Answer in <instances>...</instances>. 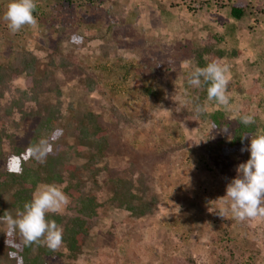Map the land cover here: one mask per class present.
Wrapping results in <instances>:
<instances>
[{
	"label": "rangeland",
	"instance_id": "obj_1",
	"mask_svg": "<svg viewBox=\"0 0 264 264\" xmlns=\"http://www.w3.org/2000/svg\"><path fill=\"white\" fill-rule=\"evenodd\" d=\"M169 1L167 6L171 7L161 17L156 15L159 9L150 7L148 0H101L91 10L83 9L84 13H78L80 18L75 24L79 26L81 39L63 43L64 55H73L79 66L85 68L83 71L98 81V73L103 69V73L113 69L117 75L121 70L141 71L145 65L151 72L146 69L148 75L143 85L153 83L158 87V96L138 99V90H126L112 76L104 78V86H101L104 95L101 96L96 87L84 86L81 78L85 73L74 70L72 76L78 77L70 80L56 72L54 77L59 82L61 97L56 99L50 95L46 102L55 104L60 100L62 119L53 130L57 131L55 137L43 136L35 145L44 141L51 146V152L59 147L75 148L77 129L89 112H94L105 128L107 149L92 166L88 167L90 159L86 151L69 155L61 165L67 170L74 168L79 195L85 198L94 195L102 203L84 239L78 264H264V219L240 222L233 219L230 212L225 218L218 215L221 208L228 207L218 199L225 195L227 184L237 177L238 165L245 163L250 153L245 156L236 151L223 155L218 150H201L202 146L217 145L220 140L230 141L235 118L247 100L251 103L248 114L258 120V129L252 136L264 134V113L258 108V101L264 95V24H261L264 18L260 20L261 13L254 14L250 9L252 5L260 11L264 0H259L260 7L256 5L257 0H231L247 8L248 19L245 17L236 23L237 32L244 34L237 45L242 56L219 63L228 68L229 88L240 82L246 90H257L252 95L240 96L228 89L230 110L205 103L206 111H225L227 133L176 121L181 107L187 106L192 89L182 79V71L193 64L188 49L198 46L208 33L219 27L201 4H194L192 0ZM225 1L218 0L217 4L223 3L220 13L227 16L231 1ZM108 3L122 16L111 18L112 31L107 33L100 19ZM177 4L179 8L173 7ZM181 6L184 9L192 6L196 10L194 14L191 12L196 16L194 21L176 22V17L185 11ZM211 12L214 13V7ZM226 16L221 17V24L227 21ZM255 19L259 23L254 22ZM49 25L45 22L26 26L13 34L6 22L0 20V63L8 62L10 48L16 46H25L37 56H43L51 46ZM109 40L113 42H110L112 50L105 57L101 46ZM243 44L246 49L242 48ZM44 57L40 58L41 69L46 64ZM127 79L131 82L133 74ZM14 86L19 88L22 84L18 81ZM114 86L116 91H113ZM109 102L122 115L119 127L110 123ZM30 123L27 130L24 123L10 124L15 147H25L30 142L33 133L29 130L35 125ZM176 144L183 148H173ZM29 158L35 157L29 153ZM131 163L142 172L146 191L158 198L157 212L142 219L132 218L107 203L111 194L106 186L108 180H130L128 167ZM26 166L35 168L30 162ZM62 174L63 178L68 177V172ZM91 176H95L96 181ZM58 186L63 189L64 184ZM0 205L3 214L10 211L16 216L9 197L2 196ZM65 209L66 205L60 212ZM5 231L6 225L0 223V264H17L6 250Z\"/></svg>",
	"mask_w": 264,
	"mask_h": 264
},
{
	"label": "trees",
	"instance_id": "obj_2",
	"mask_svg": "<svg viewBox=\"0 0 264 264\" xmlns=\"http://www.w3.org/2000/svg\"><path fill=\"white\" fill-rule=\"evenodd\" d=\"M99 1L101 0H35L37 7L33 15L38 25H43L45 22L50 24L48 29L52 33L51 46L44 51L43 56H37L34 52L27 50L25 46H16L10 48L11 54L8 62L0 63V199L5 195L9 197L12 207L17 212L18 210H23L26 202L31 201L33 193L40 185L55 184L58 186L64 184L62 191L68 197V203L64 211L57 214H48L47 216V219L54 220L62 228V245L55 251L38 244L21 246L19 249L6 247L5 245L8 253L10 251L17 252V256L14 258L17 264H58L59 262H62V264H78V260L83 254L84 239L97 219L98 210L102 205L94 195L85 198L78 194L76 188L79 185V181L74 180V168L70 169L68 167L69 170L61 168L62 160L67 159L69 155H78L86 151L90 159L88 167L92 166L96 159L104 155L108 146V141L105 139V130H103L105 128H102L101 122H98V116L94 112H89L77 129L76 149L74 147H63L61 149L59 147L55 151L50 152L43 162H39L36 158H29V153L25 151L30 144L35 145L39 139H43V136L51 139L57 135V131L53 130L57 122L62 119V105L60 100L55 104L46 102L50 95H54L56 99L61 97L59 82L56 81L54 75L59 72L62 76L75 80L78 76H72L71 73L74 70L82 74L85 73L83 71L85 68L79 66L73 55L70 57L64 55L62 44L76 42L81 39V36L78 35L79 26L75 24V20L80 18L77 15L78 13H84L81 11L83 9L91 10ZM148 1L150 7L155 6L156 10L159 9L156 13L157 17L168 13L171 7L167 6V3L170 2L169 0ZM217 1L214 0V4H211L213 0H192L194 4H201V6L206 8V11L209 10L210 18L218 23L219 29L208 33L205 40L198 46L194 45L188 49L193 64L182 71V79L186 84H188V71L195 67H204L207 63L213 61L239 59L242 56V50L237 45H240V37H243L244 34L240 35L237 32L236 23L242 22L245 17L248 19L247 8L245 5H235L233 1L230 0L231 3H229V0H226L225 2L227 3L228 1L231 5L226 16L220 13L221 9H223L222 6H224L223 3L217 4ZM0 3V20L4 21L3 15L7 9V7L4 8V5L9 4L10 0H1ZM178 5H173V7L179 8L180 6ZM256 5L260 7L259 0H257ZM213 7L214 13L211 12ZM181 8L184 9L182 6ZM260 8L261 10L258 11L252 5L250 7L254 14L260 15L261 13L263 17L260 20H262L264 18V6ZM184 10L182 14L176 17V22L181 20L194 21L196 16H193L192 13L194 14L196 10L192 6H186ZM121 16L122 14L119 13V10L116 9L114 11V7L108 3L104 15L100 19L107 33L112 31L111 18H119ZM222 16L227 18V21L223 24L220 23ZM56 20L59 21L58 25ZM255 21L259 23L258 19H255ZM110 42L113 43L109 40L107 44L101 46V51L105 57L112 50ZM245 47L246 45L243 44L242 48L244 49ZM42 57L46 59L44 69L40 67V58ZM146 69L151 72L144 65L141 71L139 69L134 71L121 70L117 75H115L113 69L106 73H103V70H105L103 69L98 73L100 82L87 73H85L86 78H80L83 79L84 86L96 87L101 92V96L104 95L101 87L102 85L104 86V78L112 76V78L116 77L117 84L124 86L126 90H138V99L156 98L158 96V87L153 83L150 86L143 85V79H146L148 75ZM130 74H133L131 82L127 79ZM18 81L19 83L21 82L22 87L17 88L14 86ZM193 88L190 90L187 106L181 107L176 115V121H185L190 127L209 126L214 130H220L223 126H227V117L224 110L215 109L212 112L205 110L199 114L195 112L197 105L204 106L205 103H208L209 106H216V104L214 102H206L207 85L201 88ZM116 89L117 87L114 86L113 91H116ZM228 89L230 92L240 96L252 95L257 90V88L246 90L240 82L230 88L227 86ZM258 91L261 92L260 88H258ZM261 98L258 101V108L264 113V95ZM231 101L233 100L231 99ZM250 104L248 100L243 102L240 113L235 118L234 127L231 128L229 142L226 143L220 140L217 145L202 146L201 150H218L223 155H230L232 152L238 151L242 155H249L247 151L242 153L241 148L250 145L251 136L258 129V120L252 116L255 122L245 126L240 124V117L249 115L248 106ZM108 108L109 116L112 120L110 123L119 127L122 122V115L119 114L117 107L112 105L111 102H109ZM30 122L35 123L34 127L29 130L33 133L30 142L25 147H15V139L10 133V124L19 126L20 123H24L26 125L25 130H27L31 124ZM243 136L245 137L242 140ZM173 148L180 149L183 146H177L176 144ZM27 162L34 164L35 168L27 167ZM128 170L131 173L130 180H127L128 178L126 180H108L106 186L107 190L110 188L111 194L107 199V203L115 209L123 210L135 219L154 215L158 210L157 196L146 191L144 176L135 164H129ZM63 172H68V177L63 178ZM136 173H138L137 178H135ZM91 177L96 181L95 176ZM0 215L3 216L1 205ZM18 241L19 238L17 237Z\"/></svg>",
	"mask_w": 264,
	"mask_h": 264
},
{
	"label": "clouds",
	"instance_id": "obj_3",
	"mask_svg": "<svg viewBox=\"0 0 264 264\" xmlns=\"http://www.w3.org/2000/svg\"><path fill=\"white\" fill-rule=\"evenodd\" d=\"M36 7L35 0H10L3 15L9 31L15 34L26 26H35L37 20L33 13ZM187 83L194 88L207 85L206 102H214L216 106H223L226 110L231 109L227 90L229 72L226 66L215 61L204 67L197 66L189 72ZM205 110L206 107L202 105L195 107L197 114ZM254 122L251 115L240 117V124L245 126ZM221 131L227 133V126H223ZM25 151L43 162L51 152V146L41 141L37 145L30 144ZM245 151L250 153V158L238 165L237 177L227 184L225 195L218 199L228 205L227 208H221L218 215L225 218L230 212L233 219L240 222L264 219V134L251 136L250 145L241 148L242 153ZM67 203L68 197L59 186H39L31 201L26 202L23 210H18L15 217L10 211H5L0 216V223L6 225V247L19 249L21 246L38 244L52 251L57 250L63 243V230L54 220L47 219V216L59 213ZM16 256V251L9 252L10 258Z\"/></svg>",
	"mask_w": 264,
	"mask_h": 264
},
{
	"label": "crops",
	"instance_id": "obj_4",
	"mask_svg": "<svg viewBox=\"0 0 264 264\" xmlns=\"http://www.w3.org/2000/svg\"><path fill=\"white\" fill-rule=\"evenodd\" d=\"M236 1H238V0H236Z\"/></svg>",
	"mask_w": 264,
	"mask_h": 264
}]
</instances>
